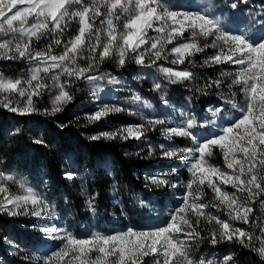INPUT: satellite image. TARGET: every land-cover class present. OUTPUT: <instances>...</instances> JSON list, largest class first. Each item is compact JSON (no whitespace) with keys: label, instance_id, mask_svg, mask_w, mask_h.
I'll use <instances>...</instances> for the list:
<instances>
[{"label":"snow or ice","instance_id":"snow-or-ice-1","mask_svg":"<svg viewBox=\"0 0 264 264\" xmlns=\"http://www.w3.org/2000/svg\"><path fill=\"white\" fill-rule=\"evenodd\" d=\"M239 3L247 4V0H239ZM228 7L236 10L238 3H230ZM101 8L105 11L102 12ZM97 18H100L99 27L94 26ZM73 19L78 21V31L66 42L62 41L59 36L63 35L67 23ZM157 23L159 26H156ZM258 23L262 34L253 38L239 27L225 31L218 17L171 11L160 0H90L89 3H85V0H0V52L11 54L5 58L26 59L34 65L30 68L27 79L0 78V92L17 93L24 98L22 104L16 105L7 96L0 99V106L11 112L55 115L64 104L73 99L67 89L75 80L83 79L94 88L99 87L96 82L101 80L112 85L120 84L117 77L98 72L100 63L105 60H114L119 67H123L130 57L133 62L143 67H156L158 72L163 73V79L169 83L191 82L195 78L193 72L157 65V61L168 58L167 45L183 37L185 30L192 33V40L169 50L177 56L171 63L183 64L187 56L203 51L196 43L197 36L215 35L216 39L211 46L217 47L216 41H220L227 48L221 47L204 64L231 63L240 66L228 89L230 91L234 85H239L246 98L245 107L238 108L233 99L225 100L224 95L220 96L232 108H238L241 115L222 128L219 134L198 139L194 130L207 127L212 121H198L194 114L185 116L176 127L162 129V134L169 140L178 136L187 137L193 142V146L189 148L169 149L163 144L159 146L164 157L186 160L192 174V178L183 185L185 193L181 203L170 213L166 226L154 232H135L128 229L124 233L113 235L93 233L87 239H77L63 227H45L41 231L50 239L64 241V246L42 257H36L37 260H42L43 264H60L61 261L64 264L69 261L78 264H138L139 257H159L162 254V264H205L203 260L194 261L189 257L190 242L199 243L203 237L196 230V226L185 218L188 212L196 216V225L201 217L218 225V228L210 232L208 243L211 245L235 241L245 248L250 247L264 259V221L256 225L260 229L259 235L254 231L235 227L232 223L240 221L248 224L253 211L250 203L257 196L264 195V15ZM150 29L158 35L149 36ZM42 37L50 38V42L43 49H33V39L39 41ZM54 46H62L63 51L59 55L53 54L51 50ZM78 59H86L87 66H80ZM231 75L233 74L222 72L215 80L209 79L203 87L196 90L204 93L212 87L219 89L225 76ZM45 79H50L51 85L43 83ZM45 89H56L57 94L51 107L41 110L35 107L33 96L39 97ZM153 91H160L161 99L164 100L161 83L154 82ZM130 99L133 103L151 107L139 93H134ZM164 103L167 101L164 100ZM223 109L224 105L221 104L210 107L208 111L215 117ZM124 110L123 107L104 103L87 115L86 119L97 122L110 113ZM165 123L164 118L151 117L139 125H124L115 131L102 132L92 139L141 140L146 138L147 130ZM146 124L151 129L146 130ZM19 131L16 129L13 134H18ZM34 143L45 144L39 139ZM214 148L221 150L226 168L230 172L207 163L206 157L213 154ZM154 153L155 149L150 147L149 155ZM174 173L175 170L172 173H157L146 176L145 179L157 187L177 188L183 182L178 178L170 179ZM66 176L73 179L76 173H66ZM3 181L16 182V177L0 170V193L4 194L0 197V214L36 218L55 215L45 198L34 189L19 182L24 194H9ZM205 184L214 193L213 200L208 203L198 199L202 195L200 188ZM193 185H196L195 192ZM221 185H231L236 191L226 192ZM238 193H247V196L241 199ZM92 199L94 197L89 198L88 204L94 211ZM261 204L264 206V201ZM209 207L226 212L227 218L220 219L218 215L206 213L205 209ZM92 251L99 253L95 261L88 258ZM230 261L232 256L226 255L220 264H229ZM156 264H161V261L157 259ZM207 264L213 262L208 261Z\"/></svg>","mask_w":264,"mask_h":264},{"label":"rangeland","instance_id":"rangeland-1","mask_svg":"<svg viewBox=\"0 0 264 264\" xmlns=\"http://www.w3.org/2000/svg\"><path fill=\"white\" fill-rule=\"evenodd\" d=\"M239 0H160V2L171 11H177L180 13H200L207 14L212 18L218 17L221 22V26L225 31L233 30L239 27L241 30L248 32L249 36L253 38H258L261 34L260 24L261 16L264 15L262 12L263 3L261 0H248V4L245 6H239L236 10H232L228 7L230 3L237 2ZM90 0H85V3H89ZM162 10V9H161ZM101 11H105L101 8ZM99 19H96L95 27H99ZM123 22V17H121V23ZM156 26H159L157 23ZM78 21L73 19L67 23L62 36L59 38L62 41H67L69 38L74 36L78 31ZM149 36L155 37L158 35L154 30H149ZM216 39V36H197L196 43L199 45L203 51L195 52L190 56H187L183 64H172L171 61L176 59L177 56L171 53L169 50L172 47L188 43L192 40V33L189 30H185L184 36L179 37L171 44L166 47V52L168 58L166 60L157 61V65L162 64L164 67H173L178 70L187 69L195 74V78L189 82L184 81L180 83H169L167 80L163 79V73L157 71L156 67H143L141 65L133 62L130 57L128 58L126 64L123 67H119L114 60H105L100 63L98 72L99 73H109L112 76L117 77L121 83L118 85L108 84L106 81H97L99 85L98 88H94L93 85L89 84L87 81L75 80L68 86L69 93L75 87L77 90L86 91L93 103L94 111L101 104L107 103L109 105H117L123 107L125 110L121 112L110 113L107 117L115 116L120 123H117V130L124 125H139L144 123L147 118L160 117L166 119L164 125H156L154 129H151L150 125H145L146 138L140 141L148 143L149 147L155 149V153H158L160 157H164L161 154L160 145H165L166 148H189L193 146V142L187 137L185 138L189 144H177L171 140L167 139L162 134V129L167 127L178 126L185 116L194 114L198 121L208 119L212 121L207 127L197 128L194 130V134L197 135L198 139L208 138L213 134H219L220 130L227 126L231 121L238 119L241 115L238 108L245 107V95L240 90L239 85H234L229 91L228 85L231 83L232 79L235 78V73L239 71L240 66L233 65L231 63L224 64H212L205 65L204 61L209 57L215 55L219 52L221 47L227 48L222 42L216 41L217 47L213 48L211 45ZM50 42V38H41L39 41H32L33 49H43ZM205 45H208L205 47ZM52 53L59 55L63 51L62 46H54L52 48ZM6 55L0 52V78L5 79H27L29 76V70L34 65L31 64L26 59H16V58H5ZM87 53H85V56ZM197 56L201 57L197 60ZM146 60L148 57L146 56ZM77 63L82 66H87L86 59H78ZM55 71V70H53ZM203 72H212L216 77L220 73H232L231 76H225L221 88H216V93H211L208 96L207 103L202 110H198L195 101L193 100V90L196 86L193 84ZM43 75V74H42ZM51 73H49V76ZM64 78L62 77V80ZM154 82H159L163 85L164 100L161 99L160 91H153ZM43 83L51 85L50 79H45ZM134 93H139L140 96L149 102L151 107H147L141 103H133L131 97ZM57 94L56 89H45L42 91L39 97L33 96V102L36 108L41 110L45 108H50L54 96ZM224 95L226 99H233L238 105V108H232L230 104L225 103L224 100L220 99V96ZM5 96L12 101L13 105L22 104L24 98H21L17 93H3L0 92V99ZM223 104L224 109L221 114L213 117L208 111L210 107L214 108ZM2 107V106H1ZM4 108V107H3ZM7 109V108H5ZM8 110V109H7ZM10 111V110H8ZM14 113V112H13ZM34 113V112H33ZM16 114H21L17 112ZM184 114V115H182ZM120 118H119V117ZM213 154L210 157H206L207 163L213 165L222 171H231L226 168V163L223 157V153L220 149H212ZM165 158V157H164ZM238 158H240L238 156ZM172 165L166 168H155L147 174V176H153L157 173H175L171 175L170 179H177L176 166L179 168L189 169V164L186 160H181L178 157H170ZM0 170L13 174L16 177V182L14 181H3L4 185L9 189V194L22 195L24 190L20 188L19 182H23L26 187L34 189L36 192L40 193L47 203L50 205V210L55 213L54 216H43L40 218L20 215L15 216L17 220V227H21V230H17L18 236L14 240H8L1 236L3 240L0 243V264H10V260L16 264H43L42 260H37L36 257H42L51 251L59 250L64 246V241L54 240L48 238L41 229L45 227H63L68 230L77 239H87L93 233L103 234V235H113L124 233L128 229H132L135 232H154L156 229L166 226L169 220L170 213L177 208L181 199L185 193V187L188 181H184L182 178H178L179 181L183 182L181 186L177 188H171L162 186L165 189L166 197L164 200H156V196L152 194L145 199H140L139 210L143 209L145 217H138L132 221L122 220L117 222L115 220L108 221H94L92 224L84 226V228H79L75 226V223L65 216L57 215V211L52 204V200L49 195V185L45 180L43 183H38L31 178L30 175L20 173L16 170H9L3 166L0 161ZM189 171V170H188ZM224 191L232 193L236 191L231 185H221ZM193 190L195 192L196 185H193ZM202 195L198 197L200 202L206 203L205 194H209L213 200L214 193L212 189L205 184L200 188ZM3 193H0V197H3ZM241 199H245L247 193H238ZM261 201H264V195L257 196L251 203L250 207L253 209L250 220L248 224L240 221H233L235 227L244 228L247 231H254L256 235H259L260 229L256 225L264 221V206H262ZM191 202V200H190ZM147 204V205H145ZM138 209V208H137ZM205 212H211L213 215H218L220 219H226L227 213L218 211L214 207H209L205 209ZM189 213V212H188ZM186 215V219L188 216ZM216 213V214H215ZM255 221V224H253ZM216 225V224H215ZM134 239V238H133ZM18 246V247H17ZM99 255L96 251L89 253L88 258L95 261L96 256ZM230 255L225 252H220L211 245L199 246L195 242H190L189 257L194 261H212L213 264H220L223 257ZM67 259V258H66ZM112 259H115L114 257ZM159 259L162 264V254L159 257L153 255L139 257L138 264H156V260ZM236 260L232 258L229 264H236ZM55 264V262H54ZM60 264H64L63 261ZM68 264H78V262L69 261Z\"/></svg>","mask_w":264,"mask_h":264},{"label":"trees","instance_id":"trees-1","mask_svg":"<svg viewBox=\"0 0 264 264\" xmlns=\"http://www.w3.org/2000/svg\"><path fill=\"white\" fill-rule=\"evenodd\" d=\"M261 2L264 6V0ZM247 4L238 1L239 6ZM200 59L197 56V60ZM216 78L212 72H203L193 82L196 85L193 100L198 110L204 109L208 96L216 93V88L207 89L204 93L196 89L203 87L209 79ZM70 95L73 99L55 115H43L41 112L16 114L0 106L1 163L9 170L30 175L38 183L46 180L57 215L69 218L79 228L94 221L130 222L145 217L144 208L139 210L140 199L152 194L157 195L155 198L158 201L166 197L163 187L148 183L145 177L157 167H169L172 161L160 157L158 153L149 155L148 143L140 140L92 139L102 132L115 131L121 121L112 116L89 122L86 116L94 112L89 94L74 87ZM16 129L20 130L19 133L13 134ZM38 139L45 144L34 143ZM173 141L189 144L181 137L173 138ZM176 171L179 179L188 181L191 178L187 169L176 166ZM66 173H76V176L69 179ZM205 195L206 203L212 201L209 194ZM90 197H94V211L89 208ZM187 219L203 237L195 244L211 245L208 243L210 232L218 225L209 223L205 217H201L196 225L197 218L192 212L188 213ZM15 225V217L0 214V243L3 240L1 236L8 240L17 238V230L21 227ZM211 246L230 254L236 264H264V259L250 247L245 248L238 242L225 241ZM10 264L16 263L10 260Z\"/></svg>","mask_w":264,"mask_h":264}]
</instances>
